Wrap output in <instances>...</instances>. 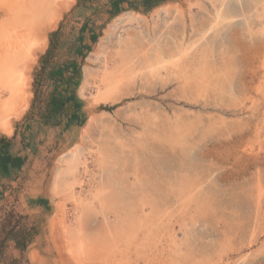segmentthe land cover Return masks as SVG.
<instances>
[{"label": "rangeland", "instance_id": "374dc122", "mask_svg": "<svg viewBox=\"0 0 264 264\" xmlns=\"http://www.w3.org/2000/svg\"><path fill=\"white\" fill-rule=\"evenodd\" d=\"M62 1L0 131V240L4 219L28 238L0 264H73L77 207L85 264H264V0Z\"/></svg>", "mask_w": 264, "mask_h": 264}, {"label": "bare ground", "instance_id": "6f19581e", "mask_svg": "<svg viewBox=\"0 0 264 264\" xmlns=\"http://www.w3.org/2000/svg\"><path fill=\"white\" fill-rule=\"evenodd\" d=\"M51 4L52 0H17L12 3V6L8 7L10 9H7V16L4 22H1L3 24L0 29V131L6 134L11 132L12 119L19 117L28 107L31 93L27 89L29 77L26 72L29 69L30 61L33 58L36 48L39 47L38 40L34 39L39 31L38 24L43 22L51 13ZM62 4H64L63 1L61 2ZM135 14L123 20L129 21L130 19H136ZM116 25L119 26L118 24ZM116 42L118 44L117 46L135 45V42L128 40L127 35L117 37ZM130 55L131 53L129 52V55L123 56L122 67L130 61ZM17 73L20 74L19 78L16 76ZM108 74L109 76L106 80L109 83L112 81L113 85L121 78L117 76L119 79H116L112 70ZM4 92L7 95H3L2 93ZM70 155L72 158L67 161L65 166V172L67 173L65 175L68 177L67 179L72 180L74 168H71L70 165L74 161L73 157L78 155L77 145L71 148ZM57 182V186L60 188V182L58 180ZM62 190L63 192H67L68 189ZM77 208L73 220L71 222H63L61 227L66 234L65 239L68 237V241L66 239L65 243L68 249L67 251L71 254V261L73 264H85L84 260L92 258L91 256L96 253L94 250L96 244L85 235L82 221V208ZM106 252L111 254V250L108 248Z\"/></svg>", "mask_w": 264, "mask_h": 264}, {"label": "trees", "instance_id": "16d2710c", "mask_svg": "<svg viewBox=\"0 0 264 264\" xmlns=\"http://www.w3.org/2000/svg\"><path fill=\"white\" fill-rule=\"evenodd\" d=\"M50 52H51V49H49L46 52V55L44 56V58H47V56H49ZM50 105H51L50 107L46 106L45 114H44V116H42L46 119V121H48L50 119L51 113L53 112L51 101H50ZM27 111H26V113H27ZM9 223H11V220L7 221L6 219H4V223L2 224V227H3L2 233H4V236L1 238L0 244L2 242H5L7 239H13V240H15L16 246L23 250L26 247V244L28 242V238L22 236L24 231H22L21 229L14 232L16 229V225L9 226L10 225ZM8 226H9V229L5 230V228ZM16 235H19V236H16Z\"/></svg>", "mask_w": 264, "mask_h": 264}]
</instances>
